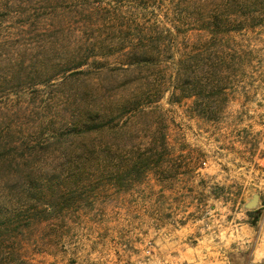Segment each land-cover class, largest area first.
<instances>
[{
  "label": "rangeland",
  "instance_id": "obj_1",
  "mask_svg": "<svg viewBox=\"0 0 264 264\" xmlns=\"http://www.w3.org/2000/svg\"><path fill=\"white\" fill-rule=\"evenodd\" d=\"M193 2L0 0V209L29 208L39 191L58 193L63 187L65 194L76 191L67 209L34 223L19 248L20 263L65 264L75 259L78 264H163L162 246L178 232L190 231L193 218L202 217L201 225L217 229L229 221L240 223L242 216L236 215L240 194L250 198L264 190V158H259L264 152V17L259 18L260 26L222 33L209 41V34L195 25ZM137 41L150 58L128 66L121 55ZM192 55L198 56L199 68H191ZM231 55L238 57L237 63L241 57L238 74L246 78L250 96L252 91L259 95L253 94L243 108L229 103L215 124L192 116L187 107L203 96L199 84L185 86L188 75L193 70L204 85L208 77L204 73L214 77L205 69H213L211 63L219 58L230 67ZM80 63L83 66L76 68ZM178 64L181 75L174 86L180 93L187 87L199 95L180 105L169 104L167 92ZM240 110L244 123L236 125L233 120ZM141 111L152 115L143 116ZM156 116L164 121L175 156L201 150L208 157L194 178L171 177L174 164L164 158L161 165L168 171L162 178L167 189L164 203L161 209L154 207L152 217H145L148 206L136 205L133 196L149 189L153 175L120 190L110 187L108 177L130 170L137 152L145 148L148 125L162 122L155 123ZM240 131L250 140L257 136L260 150L255 167L236 170L230 144ZM200 182L205 189L198 187ZM209 192L230 202L213 203ZM198 200L204 201L201 207ZM118 203L130 204L126 207L138 211L141 222L130 228L126 212L116 210L117 229L125 228L124 237L116 235L89 253L98 237L80 227L81 218L89 214L97 220L103 205ZM105 214L112 217L113 211ZM154 224L158 231L151 228ZM72 250L76 256L65 258L63 252Z\"/></svg>",
  "mask_w": 264,
  "mask_h": 264
},
{
  "label": "trees",
  "instance_id": "obj_2",
  "mask_svg": "<svg viewBox=\"0 0 264 264\" xmlns=\"http://www.w3.org/2000/svg\"><path fill=\"white\" fill-rule=\"evenodd\" d=\"M133 1L134 3L136 2V0ZM191 4L194 5L193 8L196 12L195 25L198 30H202L209 34V41L215 40L218 35L222 33L232 31L240 32L244 28L260 26L262 19L259 18L264 17V0H195V2ZM235 22L240 23L236 25ZM138 42L139 41L132 44L129 49L121 55V58L127 62L128 66H130L131 63L139 64L141 61L147 62L150 58L147 48L145 46L141 48L138 46ZM197 57V55H192L188 59L191 68H199ZM127 59L129 61H127ZM229 60L231 63L230 67H228V61H225V59L221 60V58H219L217 61L212 62L211 65L214 68L210 69L208 67V69L205 70H208L214 77L211 79L208 73H204L208 76L204 85H200V81L202 80L197 79L193 75V70L191 74L188 75L189 79L186 81L185 86L189 87L193 84V86L196 87V84H199L200 90L198 92L203 96L201 101H194L192 107H187L188 113L192 116L204 119L205 122L215 124L219 118L218 115L220 112L225 110L230 101L229 96L231 91L235 90L234 83L242 77V75L240 76V74H238L241 65V57L238 63L236 62L238 60L236 55H231ZM205 65L207 64H204V66ZM81 66H83V63H80L76 68H81ZM178 68L179 64L173 72L174 77H171L172 86L167 90V92H169V104L173 103L180 105L184 99L199 96L194 95V89L190 91V89L186 87V89H182V93H180V89L174 86V84H177L179 81L181 75ZM229 69H231L230 72H228ZM231 72H233V74L229 75ZM226 73L228 75L225 79L227 82L226 85H223L222 78ZM190 76L194 77L190 78ZM203 87L205 88L203 89ZM220 103L222 104L219 105ZM223 104L224 106L222 107ZM215 112H217V116L214 115L216 114ZM140 113H142L143 116L152 115L151 112L146 113V111H141ZM162 115L163 114L160 113V116ZM154 119L155 123L156 120H161L162 122L160 124L156 123L158 127L154 123L148 125L147 129L150 130H146L147 141L145 143V148L137 152V157H135L136 162L131 165L130 170L127 172L125 171L126 173L109 175V181H112L110 187L115 190H120V188L126 186L125 184L128 182H134V180L141 181V179L145 180L149 175L160 177L165 171L164 167L161 165V162L165 160L164 158L176 161L178 157L182 156L181 151L176 153V156L174 155V145L168 140L167 132H165L167 128L163 126V119L160 117L157 119V116ZM152 125L153 128H150ZM129 134L127 133L128 136ZM127 142L128 141L123 142V148H126L125 144H127ZM260 153L261 155L259 154V158H264V152ZM97 172H99V170ZM131 177L134 179H131ZM66 188L67 187H63L58 190V193H51V191L49 193H43L42 191H39V193L36 192L35 199L33 197V202H35V204L29 208L14 207L9 210L4 207L0 209V264H22L20 263L21 257L18 251L22 246V242L27 237V232L32 229L34 223L39 218V223L44 220L47 221L53 214H59L69 207L66 206L68 201L71 200L69 198H72L71 196H73L76 191H69L65 194L66 191L63 190H67ZM82 213L84 212L82 211ZM63 221L65 222V220Z\"/></svg>",
  "mask_w": 264,
  "mask_h": 264
},
{
  "label": "crops",
  "instance_id": "obj_3",
  "mask_svg": "<svg viewBox=\"0 0 264 264\" xmlns=\"http://www.w3.org/2000/svg\"><path fill=\"white\" fill-rule=\"evenodd\" d=\"M259 78V77H258ZM245 77H240L235 83V90L231 91L230 101L228 102L225 110L230 104H239L240 108H243L251 99L253 94L257 97L259 95L258 91H252V96L250 92L246 90V85H244ZM254 81V80H253ZM252 81V82H253ZM259 106V105H258ZM239 117L237 120H233L236 125H242L244 123L243 116H245L242 110L236 112ZM236 115V116H237ZM198 118V117H196ZM199 119V118H198ZM210 123V122H209ZM214 124V123H210ZM198 127H201L200 124ZM251 126H249L250 128ZM232 135V142L230 144V152L233 153V166L236 170L248 169L249 166L255 167V161L257 158V152H259L260 142L257 136L253 140H250L251 136L245 134L242 131ZM235 145H238L239 149H236ZM207 155L203 154L202 151H194L192 155H184L178 157L176 161H171L174 164L172 170H169L171 177H196L198 172L204 168L206 163ZM237 162V163H236ZM163 174L158 177L153 175L155 181L148 184L149 189L143 188V190L136 193L133 196L136 199V205L140 202L143 203L144 209L148 206L145 211V217H152L155 209H161L160 204L164 203L163 195L166 193V188L164 187V181L162 180L166 171L164 167ZM226 171V169H224ZM169 175V176H170ZM210 178V177H209ZM160 179V180H159ZM201 190L205 189V183H201L198 186ZM208 188V187H207ZM206 188V189H207ZM214 190V188H213ZM247 193V192H246ZM210 200L213 203L220 202L223 205H227V201L223 200L215 192H209ZM157 195V196H156ZM159 195V196H158ZM231 196V194H230ZM152 197H156L153 198ZM247 195L239 196L238 206L239 210L236 215H241V222L234 224L233 221L226 222L220 229L215 228L213 225L207 223L200 224V219L202 217H195L192 219L193 227L190 231L184 229L181 233L178 232L177 235H173L167 239V246L163 245L160 251V259L163 264H264V190L258 192V204L257 206L249 211L243 210V205L248 200ZM199 207L203 205L201 200H198ZM155 203V205H154ZM236 204V206H237ZM130 204L118 203L116 206L112 204L103 205L104 211L101 218L97 220L92 216L87 214L81 218L80 227L84 228V231L95 232L98 237L95 243V247H91L90 252L95 251L97 245L101 242L108 241L110 238L121 234L124 237V229L118 228L119 224L117 221L116 210H123L126 212V217L130 221L128 227L132 228L135 222H141L140 213L138 211L132 212L133 207L127 208ZM132 206V205H131ZM117 207V208H116ZM119 207V208H118ZM155 207V209H154ZM205 207V206H204ZM124 208V209H122ZM210 211L214 212V206L209 205ZM237 209V207H236ZM112 210L113 215L109 217L105 214V211ZM197 221V222H196ZM210 223V220H208ZM161 223V222H160ZM157 222V224H160ZM138 226H142L140 223ZM152 226V225H151ZM160 226V225H159ZM163 225H161L162 227ZM186 227V225H184ZM151 228L158 231L160 228L154 224ZM129 230H127L128 232ZM146 234V233H145ZM114 235V236H113ZM165 242V240H164ZM104 250V249H103ZM105 250H107V245H105ZM131 251V249L129 248ZM77 252L75 250L63 252L64 257L71 255L73 258L76 256ZM65 264H78L75 259L72 261H67ZM115 264V263H113Z\"/></svg>",
  "mask_w": 264,
  "mask_h": 264
},
{
  "label": "water",
  "instance_id": "obj_4",
  "mask_svg": "<svg viewBox=\"0 0 264 264\" xmlns=\"http://www.w3.org/2000/svg\"><path fill=\"white\" fill-rule=\"evenodd\" d=\"M258 204V195L253 194L247 202L243 205V209L246 211L254 209Z\"/></svg>",
  "mask_w": 264,
  "mask_h": 264
},
{
  "label": "built area",
  "instance_id": "obj_5",
  "mask_svg": "<svg viewBox=\"0 0 264 264\" xmlns=\"http://www.w3.org/2000/svg\"><path fill=\"white\" fill-rule=\"evenodd\" d=\"M262 161H264V160H262Z\"/></svg>",
  "mask_w": 264,
  "mask_h": 264
}]
</instances>
